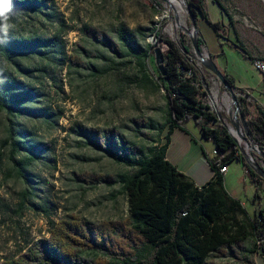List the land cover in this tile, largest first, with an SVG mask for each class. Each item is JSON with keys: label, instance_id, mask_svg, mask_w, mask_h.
<instances>
[{"label": "rangeland", "instance_id": "1", "mask_svg": "<svg viewBox=\"0 0 264 264\" xmlns=\"http://www.w3.org/2000/svg\"><path fill=\"white\" fill-rule=\"evenodd\" d=\"M173 1L170 7L152 0H42V6L37 7L14 6L10 0L8 22L12 27L6 36L0 33V40L20 42L21 50L14 58L0 57V91L8 89L6 81H16L19 92L27 98L25 112L16 120L25 150L12 159L9 148L3 149L0 166V263L17 259L28 246L48 238L52 222L78 218L101 225L129 218L127 195L119 181L133 170L97 150L80 132L113 130L140 153L166 143L167 128L164 132L157 128L165 121V91L149 65L152 80L145 79L147 72L137 58L145 53L154 57L149 45L166 52V42L156 36L159 29L171 41L184 40L194 52L191 25L180 5L187 6L189 0ZM121 24L134 32L146 29V36L136 35L133 49L121 55L88 38L85 32L98 28L117 41ZM218 25L225 35V29ZM202 52L207 54L204 48ZM236 56L227 53L225 60L238 78L245 79L253 96L264 103L260 73L249 61ZM209 82L201 93L203 103L221 116L220 124L235 132L229 119L235 113L229 94L214 76H209ZM235 93L250 137L259 146L260 136L251 128L259 103ZM7 125L10 123L0 115V140L6 136ZM28 148L37 158L25 168L22 178L17 174V161L28 155ZM253 157L264 166L256 154ZM235 165L230 163L231 173ZM242 200L248 210L252 209L246 194ZM247 246L252 249L253 242ZM212 260L234 264L228 256Z\"/></svg>", "mask_w": 264, "mask_h": 264}, {"label": "trees", "instance_id": "2", "mask_svg": "<svg viewBox=\"0 0 264 264\" xmlns=\"http://www.w3.org/2000/svg\"><path fill=\"white\" fill-rule=\"evenodd\" d=\"M12 1L14 6L21 3L42 6V0ZM152 1L160 5L159 1ZM213 2L221 6L220 0ZM187 5L197 23L205 20L219 35V25L209 21L202 0H189ZM85 32L88 38L116 55L132 50L136 35L146 36L145 28L134 32L124 24L117 28V41L98 28H88ZM156 36L166 42V52L149 45L154 57L145 53L138 56L137 62L147 72L145 79L152 80L149 65L159 87L165 91V121L156 127L159 132L167 128L166 143L140 153L134 144L122 142L113 130L80 132L97 150L133 170L119 181L127 195L129 218L101 225L78 218L52 222L48 238L28 246L17 259L0 264H231L212 260L227 256L234 264H255L256 254L264 256V244L260 247L257 244L264 240V211L251 217L241 201L226 192L220 168L239 161L256 187L264 184V180L246 163L227 127L219 123L218 115L201 99L212 75L182 52L176 41L163 37L161 29ZM181 42L190 52L185 41ZM203 42L200 37V48ZM19 43L0 40V57L14 58L21 50ZM156 49L162 54V72ZM239 49L244 52L240 46ZM223 75L235 90L229 75L225 71ZM19 84L6 81L4 86L8 89L0 91V115L10 123L5 138L0 140V166L5 156L3 149L9 148L12 159L25 150L16 129V120L25 112L23 104L27 98L24 92H19ZM255 113L257 120L251 123V128L259 134V148L264 151V108L256 104ZM187 121H193L217 151L216 155L206 154L213 175L202 188L196 187L166 159L172 131ZM27 150L28 155L17 161V174L22 178L25 168L37 158L35 151ZM258 198L256 192L253 200ZM251 241L252 249L247 246Z\"/></svg>", "mask_w": 264, "mask_h": 264}, {"label": "crops", "instance_id": "3", "mask_svg": "<svg viewBox=\"0 0 264 264\" xmlns=\"http://www.w3.org/2000/svg\"><path fill=\"white\" fill-rule=\"evenodd\" d=\"M202 2L209 21L220 23L222 29H225V35L221 32L218 35L205 20L200 19L197 26L204 41L202 49L204 48L212 57L220 71H225L229 75L235 91L252 97L263 107L264 103L253 96V90L247 87L245 79L237 77L234 68L228 65L225 57L227 53L237 55L239 60H247L252 66L255 60L264 61V0H220L222 7L213 0H202ZM262 94L264 95L263 83ZM214 149L213 142L203 137L199 127L193 121H187L181 128L172 131L166 159L178 172L186 175L196 187L202 188L209 183L213 175L206 154L212 155ZM234 163L235 172L231 173L229 164L227 172L223 174L225 190L230 196L239 199L242 206L247 209L242 200V194H246L247 200L252 205V209L247 211L253 217L260 210L264 211V184H258L256 187V184L247 177L244 165L239 161ZM256 192L260 198L253 200ZM249 194L253 196L249 198L247 196ZM254 259L255 264H264L262 254H256Z\"/></svg>", "mask_w": 264, "mask_h": 264}, {"label": "water", "instance_id": "4", "mask_svg": "<svg viewBox=\"0 0 264 264\" xmlns=\"http://www.w3.org/2000/svg\"><path fill=\"white\" fill-rule=\"evenodd\" d=\"M157 1L167 3L171 7V0H157ZM183 8L185 9L187 13V16H188V19L191 25L189 36L191 39L194 52H188L185 46L182 44L180 39L176 38L175 41L178 44L182 52L188 54L192 58L193 61H196L209 74L214 76L221 84V89L225 90L229 94L232 100L233 106L235 107V113L233 116H229V119L235 128L236 135L245 143L246 147L248 148V151H250L252 154L249 155L246 152V150L242 147L240 141H238V139L233 134L231 129L227 128L228 132L230 136L235 140L238 146V149L240 153L242 154L246 163L251 167V169L255 171L257 175H259L264 180V166L258 160H255L253 157V154H256L262 161H264V151L260 150L259 146H256L250 137V133L244 121V117L242 113L240 112V107H239V103H238L234 88H232V86L225 79L223 73L218 69L212 57L209 54H204L202 52V49L199 47L198 39L201 37V35L198 30L197 21L195 20V17L192 15L189 6L183 5ZM155 54H156L157 64L159 66L160 71L162 72V66H161L162 54L159 49L155 50ZM206 89H208L207 85H206ZM218 117L219 119H221V116L219 114H218ZM239 123L242 125L244 129V134H242L241 130L238 127Z\"/></svg>", "mask_w": 264, "mask_h": 264}, {"label": "clouds", "instance_id": "5", "mask_svg": "<svg viewBox=\"0 0 264 264\" xmlns=\"http://www.w3.org/2000/svg\"><path fill=\"white\" fill-rule=\"evenodd\" d=\"M11 12L10 0H0V33L8 34L12 25L8 22Z\"/></svg>", "mask_w": 264, "mask_h": 264}, {"label": "built area", "instance_id": "6", "mask_svg": "<svg viewBox=\"0 0 264 264\" xmlns=\"http://www.w3.org/2000/svg\"><path fill=\"white\" fill-rule=\"evenodd\" d=\"M253 67L260 73L263 81V86H264V61L262 60H255L253 61ZM217 151L213 150L212 155H216ZM227 172V166H223L220 168V173L225 174ZM264 244V240H261V246Z\"/></svg>", "mask_w": 264, "mask_h": 264}, {"label": "bare ground", "instance_id": "7", "mask_svg": "<svg viewBox=\"0 0 264 264\" xmlns=\"http://www.w3.org/2000/svg\"><path fill=\"white\" fill-rule=\"evenodd\" d=\"M174 2H177V1H176V0H174V1H173V3H174ZM180 5H182V9H183V3H180ZM238 127H239V129H240V126H239V124H238ZM240 130H241V129H240ZM232 132H233V130H232ZM233 133L235 134V132H233ZM257 244H258V246L260 247V246H261V240H260V241H258V242H257Z\"/></svg>", "mask_w": 264, "mask_h": 264}]
</instances>
